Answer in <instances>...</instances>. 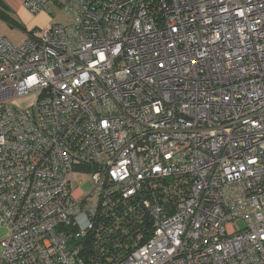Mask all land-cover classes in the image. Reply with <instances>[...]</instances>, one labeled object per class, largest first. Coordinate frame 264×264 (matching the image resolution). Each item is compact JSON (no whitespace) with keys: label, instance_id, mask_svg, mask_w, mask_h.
I'll return each mask as SVG.
<instances>
[{"label":"built area","instance_id":"1","mask_svg":"<svg viewBox=\"0 0 264 264\" xmlns=\"http://www.w3.org/2000/svg\"><path fill=\"white\" fill-rule=\"evenodd\" d=\"M23 1L70 19L0 35L1 261L264 264V0Z\"/></svg>","mask_w":264,"mask_h":264},{"label":"rangeland","instance_id":"2","mask_svg":"<svg viewBox=\"0 0 264 264\" xmlns=\"http://www.w3.org/2000/svg\"><path fill=\"white\" fill-rule=\"evenodd\" d=\"M20 1L23 4L24 1L23 0ZM50 7H51L50 12L47 14V16H44L43 18L40 17L37 18L36 16H33L34 18L37 19H35V21H32V23H36L35 26H32V28L47 27V25H49L50 23H61V24L69 23L70 16L63 8H61L57 4H53ZM32 14L36 15L38 13H32ZM24 26L26 25L24 24ZM0 35L6 36L13 43L18 44L21 40L24 39L25 33L22 29H19L16 26H12L11 24L5 23L0 20ZM38 98H39L38 92L33 91L26 95L13 99L11 101V104H13L14 106L20 109H26L33 106L37 102ZM72 187L75 193H79V192L88 193L93 187L91 174L89 172L77 171L76 177L72 182ZM237 226L243 227V221L239 220L237 222Z\"/></svg>","mask_w":264,"mask_h":264},{"label":"crops","instance_id":"3","mask_svg":"<svg viewBox=\"0 0 264 264\" xmlns=\"http://www.w3.org/2000/svg\"><path fill=\"white\" fill-rule=\"evenodd\" d=\"M3 13H5L7 16L5 19L3 17ZM39 14V15H38ZM36 15L32 14L29 10H27L20 0H0V20L9 23L12 26H16L19 29H22L25 33L24 39L27 38L28 33L36 28H32V26H35L36 23H32V21H35L38 17L43 18L44 16H47V12H41ZM33 16H36L37 18H34ZM16 20V22H20L21 24H24V28H22L19 25H13L12 21L10 20ZM47 24V23H46ZM45 25V24H44ZM37 26V25H36ZM23 39V40H24ZM22 41V40H21ZM20 41V42H21ZM9 234V227L4 223L2 216L0 215V242L2 239H4ZM1 254H2V248L0 245V264H4L1 261Z\"/></svg>","mask_w":264,"mask_h":264},{"label":"trees","instance_id":"4","mask_svg":"<svg viewBox=\"0 0 264 264\" xmlns=\"http://www.w3.org/2000/svg\"><path fill=\"white\" fill-rule=\"evenodd\" d=\"M6 16H7V15H6L5 13H3V17H4L5 19H7ZM10 21H12V24H13V25H16V24H17V25L21 26L22 28H24L23 24H21L19 21L16 22V20H14V19H13V20L11 19ZM144 225H145V229H147V228L149 229L150 226H151V220H150L149 217H147V216L144 217ZM115 253H118V251L116 250ZM122 253H123V252H122ZM125 253H127V252H124V254H125Z\"/></svg>","mask_w":264,"mask_h":264}]
</instances>
